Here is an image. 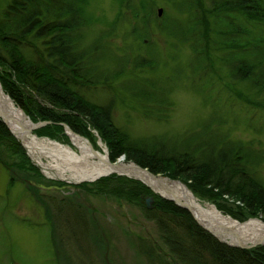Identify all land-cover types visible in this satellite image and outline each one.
Masks as SVG:
<instances>
[{"label": "rangeland", "instance_id": "374dc122", "mask_svg": "<svg viewBox=\"0 0 264 264\" xmlns=\"http://www.w3.org/2000/svg\"><path fill=\"white\" fill-rule=\"evenodd\" d=\"M8 1L0 0V18ZM90 1L87 6L90 21L83 27L84 37L80 43L83 49L87 48L88 61L93 64L92 71L98 72L99 76L97 84H76L75 90L97 104L111 107L112 121L137 141L153 142L156 138L168 139L173 144L176 141L181 143L185 134L200 132L202 136L206 133L208 136L209 131L215 129L222 137L246 144L250 142L252 153L262 156L252 172L264 182V87L242 78L246 74L243 75L242 70L236 73L233 77L236 80H233L230 65L223 63L226 53L233 54L231 65L234 66L245 56L250 64L263 59L256 67L260 71L258 67L264 66V24L257 22L258 19L249 21L237 12V15L234 12L232 15L227 8L228 11H222L220 16L227 15L239 29L245 28L249 33L244 36L250 39V46L240 48L244 56L236 48L222 52L215 48V40H221L223 36L212 31L209 34L212 40L208 56L204 57L206 51L199 56L194 49L197 41L187 28L189 21L193 20L191 12L186 11L189 9L187 0H152L151 7H148L149 3L145 7V0ZM200 2L208 9L215 4L214 0ZM197 12L199 17L203 15L201 5L194 13ZM212 18L218 23L221 17H217L216 13V17ZM169 28L172 31L169 32ZM239 34L242 36V33ZM258 34L263 38L254 45L252 37ZM200 45L206 44L201 42ZM23 51L32 55L29 47L23 48ZM0 85L3 88L1 80ZM143 90L148 94H144ZM23 111L33 121L28 112ZM33 122L47 124L51 121L39 119ZM67 125L73 129L69 123L63 122L68 139L39 135L36 129L32 131L40 138H49L80 151ZM89 129L94 135L95 141L90 139L94 148L100 152L107 149L110 160V150L99 130L90 126ZM14 136L40 174L32 171L30 165L27 170H21L13 163L20 158L12 156L5 143L0 142V264H158L154 256L161 262L160 253H167L168 261L174 264H187L177 259V253L182 255L183 252L176 244L182 242L186 248L189 247L185 229L188 222L183 217L156 209L153 196L146 193L142 198L144 202L139 203L136 198L96 191L97 181L114 173L121 177L115 181L123 188H138L125 177L139 180L151 189L146 181L116 171L81 181L57 178L56 169L53 170L55 173L45 171L40 163L33 160L19 136ZM42 159L48 163L51 158L43 156ZM123 159L127 163L138 164L135 160L125 159V156ZM5 161L10 164H4ZM22 177L28 178L26 183ZM85 182L94 183L96 189L89 191L78 187ZM190 190L196 198L204 203L211 202L217 208V204L222 203L237 211L241 209L237 204L242 203L235 202L233 198L216 200L197 194L192 188ZM152 191L161 196L160 192ZM148 196L152 197L150 205L146 201ZM245 213V219H235L242 222L259 217L263 220L262 215ZM216 238L227 243L221 237ZM167 241H170L169 245Z\"/></svg>", "mask_w": 264, "mask_h": 264}, {"label": "trees", "instance_id": "16d2710c", "mask_svg": "<svg viewBox=\"0 0 264 264\" xmlns=\"http://www.w3.org/2000/svg\"><path fill=\"white\" fill-rule=\"evenodd\" d=\"M200 1L187 0L188 10L178 5L179 8L191 12L190 17H193V20L189 21L187 28L192 31L197 41L194 49L200 54L199 56H202L204 51H206L204 57L208 56L207 50L212 40L209 34L212 31L223 36L221 40H215L217 45L215 48L222 52L236 48L240 55L244 56L240 48L250 46V39L244 36L248 31L245 28L239 29L234 20H230L227 15L220 16V13L230 10L232 15L233 12L237 15V12L239 16H245L249 21L254 22L258 19L257 22L264 24V0L221 2L214 0L215 4L211 9L205 8ZM90 2V0H9L1 13L0 80L4 90L17 105L28 112L33 121L39 119L51 121L44 127L36 129L39 135L48 134L52 137L68 139L64 132L63 122H65L69 123L73 130L94 142V135L89 126L98 129L110 150V160L116 161L124 155L125 159L135 160L153 173L182 179L197 194L216 200L228 197L242 203L237 205L245 211L225 207L222 203L217 204L218 208L239 220L246 218L245 212L250 216L262 215L264 220V182L252 172L254 166L259 165L262 156L252 153L250 142L246 144L226 136L222 137L215 129L210 130L208 136L207 133L202 136L203 133L200 132L185 134L181 143L176 141L175 143L179 145L175 146V143L168 139L155 138L153 142H146L144 139L137 141L131 139L125 130L112 121L111 107L97 104L75 90L76 84H97L99 76L98 72L92 71L93 64L88 61L89 52L87 48L83 49L80 43L84 37L83 27L90 21L87 12ZM152 2L145 0V7L148 3L150 4L148 7H151ZM200 5L203 15L199 17L198 12L197 14L194 12ZM216 13L217 17H221L218 23L217 20L211 19L216 17ZM168 31L172 29L169 28ZM239 33H242V36ZM262 38L261 34L253 36L254 45ZM201 42H205L206 45H200ZM25 47L32 50V55H27L23 51ZM95 47L97 49V46ZM223 58L226 59L223 63H228L232 69L231 78H235L236 73L242 70L243 75L246 73L242 78L253 80L256 86L264 87V66L261 65L262 69L258 67L260 71L256 68L263 59L255 60L256 63L250 64L245 56L244 59L238 60L239 66L237 64L234 66L231 65L234 59L232 53L224 54ZM234 78L233 80H236ZM230 88L233 89L231 86ZM236 91L241 95L238 90ZM143 93L148 94L146 90H143ZM0 142L5 143L12 156L20 158L13 163L21 170H27V166L30 165L32 171L36 170L40 174L38 167L25 153L22 144L1 118ZM4 164L10 163L5 161ZM117 178L121 177L116 173L102 176L97 181V189L94 183L90 184V182L81 183L78 187H84L89 191L96 189L97 192H104L107 195L136 198L135 201L139 203L144 202L142 198L146 193L153 196L156 209L166 214L183 217L188 222L185 228L188 236L186 243L190 248H186L185 243L182 242L176 244L183 252L182 255L177 253V259L181 263L264 264V245L240 248L221 242L212 233L199 226L188 210L176 205L172 200H166L155 194L141 181L127 177L125 178L137 184L138 188H123L116 183ZM22 179L26 183L28 178L22 177ZM35 181L40 180L35 179ZM169 242L167 241L168 245ZM152 253L154 252L149 254ZM159 256L161 262L154 256L158 264H174L168 261L167 253H160Z\"/></svg>", "mask_w": 264, "mask_h": 264}, {"label": "bare ground", "instance_id": "6f19581e", "mask_svg": "<svg viewBox=\"0 0 264 264\" xmlns=\"http://www.w3.org/2000/svg\"><path fill=\"white\" fill-rule=\"evenodd\" d=\"M14 101L10 100L4 90L0 88V111L9 116V122L15 128V132H17L22 143L27 146L29 153L34 158L33 160L40 163L45 171L55 173L53 170L56 169L55 176L57 178L64 177L74 181L93 179L112 174L115 171L113 165L110 164L108 151L104 144L103 147L106 151H99V154L95 155L91 152L87 142L74 134H72V140L80 151H75L69 145L66 146L49 138H40L35 135L32 131V122ZM43 156L51 158L50 161L45 163L42 159ZM120 162L122 167L117 170L122 174L136 176L166 197L169 196L189 204L198 218H201L207 226L216 224L233 230L235 233L234 235L226 232L221 235L218 234L221 238L236 242L235 237H237L248 243L264 235V221L259 217L240 222L232 216L224 214L213 203H204L196 198L190 188L182 182L175 181L168 176L160 181L154 179L146 169H139L134 163H127L124 159Z\"/></svg>", "mask_w": 264, "mask_h": 264}, {"label": "water", "instance_id": "95a60500", "mask_svg": "<svg viewBox=\"0 0 264 264\" xmlns=\"http://www.w3.org/2000/svg\"><path fill=\"white\" fill-rule=\"evenodd\" d=\"M161 11H162V9H161ZM0 88H1V90H3V88H2V86L0 85ZM5 92V91H4ZM8 95V94H7ZM9 96V95H8ZM9 98H10V96H9ZM10 100H12L11 98H10ZM12 101H14V100H12ZM21 109V108H20ZM21 111L27 116V117H29L27 114H26V112L25 111H23L22 109H21ZM0 116H1V118H2V121H4V122H6L7 123V125L9 126V128H10V131L15 135V134H17V132H15V128L14 127H12V125H11V123L9 122V120H10V118H9V116H7V115H5V114H2V112L0 111ZM31 121V120H30ZM32 122V124H33V127H32V130L33 129H36V127H38V126H41V125H44V124H46V123H34L33 121H31ZM66 128H67V130H69V134L70 135H72V134H74V135H76L77 137H81L83 140H85L86 142H87V144H88V146L90 147V150H91V152L92 153H94L95 155H98L99 154V150H96L95 148H94V145H93V143L91 142V140L90 139H87L86 137H84L82 134H80V133H76L75 131H73V130H71V128L67 125L66 126ZM124 158V156L122 157V158H120L118 161H111L110 160V164L111 165H113V167H114V169H115V171L116 172H118V173H121V172H119V170H117V169H119V168H121L122 167V164H121V162L120 161H122V159ZM135 164V163H134ZM139 169H146L152 176H153V178L155 179H159L160 181H162L163 179H165L166 177L165 176H163V175H161L160 173H153L150 169H148V168H146V167H142V166H140L139 164H135ZM173 180H175V179H173ZM177 181H180V182H182L181 181V179H176ZM175 180V181H176ZM183 183V182H182ZM184 184V183H183ZM149 185V184H148ZM151 187V186H150ZM186 187H188V186H186ZM151 189L152 190H154L152 187H151ZM155 192L157 191V190H154ZM158 192V191H157ZM161 194V196L163 197V198H165V199H170V200H173L177 205H180L182 208H184L185 210H188V211H190L192 214H193V217H194V219L195 220H197V222L203 227V228H205V230H208L210 233L212 232L216 237H219L220 238V236L218 235V234H222V233H228V234H230V235H234L235 233H234V231L233 230H230V229H228V228H226V227H224V226H217L216 224H210L209 226H207L206 224H204L203 223V221H202V219L200 218H198V216H197V214H196V212H194L193 211V209L191 208V206L189 205V204H187V203H183V202H181V201H179L178 199L176 200V199H174V198H172V197H169V196H165V195H163L162 193H160ZM146 201L148 202V204L150 205V203H151V201H152V197L151 196H148L147 197V199H146ZM199 215V214H198ZM236 238V242H233V243H231V242H229V241H227V240H224V239H221V240H224V241H226L228 244H230V245H237V246H239V247H242V248H244V247H254V246H256V245H263L264 244V235L263 236H261V237H258V238H256V239H254V241H250L249 243H245L244 241H242V240H240V239H238L237 237H235Z\"/></svg>", "mask_w": 264, "mask_h": 264}, {"label": "flooded vegetation", "instance_id": "af4514ba", "mask_svg": "<svg viewBox=\"0 0 264 264\" xmlns=\"http://www.w3.org/2000/svg\"><path fill=\"white\" fill-rule=\"evenodd\" d=\"M60 211V210H59ZM62 235H64V234H62Z\"/></svg>", "mask_w": 264, "mask_h": 264}]
</instances>
